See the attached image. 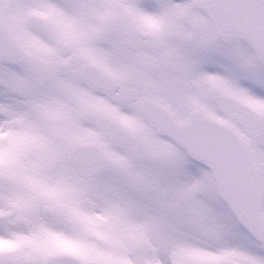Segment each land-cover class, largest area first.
Returning a JSON list of instances; mask_svg holds the SVG:
<instances>
[{
	"label": "snow or ice",
	"instance_id": "snow-or-ice-1",
	"mask_svg": "<svg viewBox=\"0 0 264 264\" xmlns=\"http://www.w3.org/2000/svg\"><path fill=\"white\" fill-rule=\"evenodd\" d=\"M0 264H264V0H0Z\"/></svg>",
	"mask_w": 264,
	"mask_h": 264
}]
</instances>
